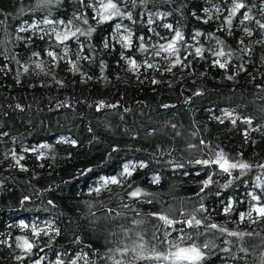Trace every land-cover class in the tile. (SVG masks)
<instances>
[{"label": "trees", "instance_id": "obj_1", "mask_svg": "<svg viewBox=\"0 0 264 264\" xmlns=\"http://www.w3.org/2000/svg\"><path fill=\"white\" fill-rule=\"evenodd\" d=\"M247 2L253 21L241 25L238 15L229 29L224 18L230 0H135V5L120 0L121 9L131 11L133 20L114 18L102 24L92 19V8H85L80 0L59 4L53 0L48 6H39L38 0H0V264H33L40 257L44 258L41 264H55L57 256L64 264L77 256L82 257L77 264H115L116 260L160 264L137 259L140 249L131 250L133 242L138 243L137 233L144 236L149 250L152 243L160 251L166 248L153 240L154 226L160 224L149 215L153 212L179 221L191 215L207 217L205 223L230 231L258 233L239 241L219 232L205 233L203 226L186 229L198 244L212 238L218 248L230 249L218 252L211 264H264V222L239 220L240 212L255 203L247 193L264 195V168L259 167L264 164V30L255 23L264 22L260 12L264 4ZM80 14L88 18L87 25L75 19ZM208 15L212 19L203 23ZM45 17L72 20L73 30L92 27L95 31L60 44L52 29L63 32L65 26L45 25ZM149 19L154 23L148 24ZM25 22L39 23V28L18 32V27L27 26ZM117 23L121 31L127 28L133 33L131 49L125 50L117 42L119 37L113 36ZM164 24L178 27L185 37L176 54L183 63L175 67L176 56L155 55L158 45L174 35ZM245 27L251 36L245 34ZM196 31L202 35L193 40ZM140 36L145 39L140 41ZM105 38L108 48L103 47ZM141 43L146 52L138 50ZM196 47L204 49L203 57L195 54ZM221 48L232 53L220 58L228 61L223 69L213 63L217 57L212 55ZM244 49L251 51L245 54ZM48 51L62 59L53 61ZM122 52L137 61L138 72L129 70ZM69 61L79 70L73 71ZM145 61L155 67L146 68ZM100 102L106 106L97 110ZM225 111L241 119L233 125L224 118ZM244 117L251 118L252 124L244 123ZM73 140L75 144L65 142ZM221 150L231 161L251 167L243 175L239 169L232 170L229 176L217 165L195 164L214 159ZM21 156L26 171L16 164ZM140 162L146 167H137L131 177L121 178V184L109 185L99 196L89 194L101 177L118 176L124 164ZM156 176L159 183L152 182ZM210 176L212 183L201 192L202 182ZM137 187L148 195L131 199L128 193ZM229 200L233 209L225 215ZM201 204L203 212L198 211ZM135 220L144 223L137 225ZM21 222L28 227H21ZM34 227L44 231L35 236ZM166 230L172 237L182 235L163 226L156 235L163 238ZM197 232L204 235L196 236ZM19 238L33 243L31 254L16 246ZM118 247L129 248L127 255L116 253Z\"/></svg>", "mask_w": 264, "mask_h": 264}, {"label": "snow or ice", "instance_id": "obj_2", "mask_svg": "<svg viewBox=\"0 0 264 264\" xmlns=\"http://www.w3.org/2000/svg\"><path fill=\"white\" fill-rule=\"evenodd\" d=\"M57 4L60 3V0H55ZM133 5H135V0H132ZM141 2H144V0H141ZM80 3L84 5L85 8H92L94 15L92 16V19L95 20L98 24L106 23L109 21H112L114 18H127L128 20H133V15L131 11H123L120 7V0H92L91 3H88L87 0H80ZM39 6H48L53 4V0H38ZM231 7L227 8V16L224 19V24L228 26L229 29L233 27V20L238 18L239 16H242V19L239 20V23L241 25H245L247 22L253 21V16L250 15L251 9L248 6L247 0H230ZM261 4H264V0H261ZM252 7H259L256 4H253ZM205 14L209 13V9L205 8L203 9ZM217 12H220L221 9L217 8ZM260 12L262 15H264V7H260ZM158 15V14H157ZM75 19L81 20L82 14L76 15ZM196 19L201 20L202 18L200 16H196ZM212 19L211 15H208L207 19H203V23H208L209 20ZM83 24L87 25L89 23V20L87 17H83L82 19ZM27 26H20L17 28L18 32H27L30 29H38L39 23H31L27 24ZM42 23L45 25H64L66 30L63 32L57 31L56 28L52 29V32L55 34V39L58 43L64 44L66 41H68L70 38L77 37V35H87L91 36V34L95 31L94 28L89 27L86 31L82 30L80 27H76L75 30L72 29V20H68L65 22L64 20H52L47 17H45L42 20ZM154 23L153 20L149 19L148 24ZM255 23L257 24L258 28L261 30H264V22H261L260 20H256ZM165 28L169 29L170 31L174 32V35L168 40L166 44H159L158 48L155 52L156 56H159L162 52L167 53L169 56H176V54L179 52L178 45L181 44V42L184 41L185 37L183 32L178 28L174 27L172 24H164ZM121 28L122 25L120 23L115 24V27L113 29V36H118L119 39L117 42L121 44V46L125 49H131L133 47V33L128 30L127 28L123 29L124 34H121ZM43 31V29H41ZM149 31H153L151 28ZM244 32L246 35L251 36L252 31L245 27ZM202 33L200 31H196L192 37L193 40L200 37ZM44 37L41 36L40 39H43ZM18 39H23V37H18ZM29 39H31L29 37ZM145 39L144 36H140L139 40L143 41ZM221 42L217 40V44H220ZM241 44H243V40L240 41ZM103 47L108 48L109 47V40L105 38L103 41ZM139 51L146 52L148 49L145 47L143 43L139 45ZM245 54L250 53L251 49H244ZM204 49L201 47L195 48V54L197 56L203 57ZM65 53L67 54V49L65 50ZM33 56H39L38 52H33ZM47 55L53 59V61L59 59H62V57H58L56 53L53 51H48ZM212 55L217 57L213 61V63L220 68H226L228 61L227 60H221L220 58H223L225 56H231V52H225L222 48L217 51H213ZM121 58L126 60L129 70L133 72H138L140 65L137 63V61L132 58L125 56L124 53H121ZM84 59H88V57H84ZM69 63L72 65L73 71H78L79 69L76 66V63L74 61H69ZM183 61L179 58V56H176V59L172 63V67H175L177 65L182 64ZM144 66L146 68H154L155 65L152 63H149L148 61L144 62ZM24 72H28L29 69L26 66H22ZM37 68H41V64H36ZM101 67L103 68V63L101 64ZM242 67V66H241ZM2 70V69H0ZM168 71H171V68L168 69ZM91 79V77H89ZM228 79H232V76H229ZM57 83H62L61 81H57ZM152 83H157V81L153 80ZM199 95V93H197ZM106 105L103 102H100V104L97 105V110H100L101 108L105 107ZM108 107H115V105H107ZM17 108H20L21 106L19 104L16 105ZM164 107H168V105H165ZM224 118L231 119V123L233 125L236 124L238 119H241L240 117H234L233 112L225 111L224 112ZM216 119L219 120L220 123H224V119H221L219 117H216ZM243 122L246 124L251 125L252 119L248 117L242 118ZM175 127V125H173ZM245 137H247L248 133L245 131ZM70 142L72 144H75L76 142L73 141H65ZM201 144H204V141H200ZM41 147H48V145H41ZM194 147V145L189 144V148ZM32 151H36V149H32ZM13 156L15 157V153H13ZM24 157L21 156L18 159H16V164L20 165V160H22ZM195 164L197 165H204V166H210V165H217L221 172L227 173L229 176L232 175V170L239 169L241 171V175L244 174V170H247L251 167L246 162L243 161H231L228 156L221 150L218 151L215 154V158L211 160H196ZM22 170H25L22 165H20ZM137 167L143 168L146 167V164L144 162H140L139 165L134 163H126L123 165L122 171L119 173L118 176H111L106 178H101V182L98 183L95 187L89 188V194L92 193L97 194L98 196L106 189H108L109 185H115V184H121L123 177H131L133 175V172L136 170ZM178 167H183V165H178ZM259 167L264 168V164L259 165ZM88 171H91L89 169ZM83 174V173H82ZM153 183H159V177L156 176L153 178ZM203 186L201 188V192L204 191V188L208 187L210 183H212L211 176L204 180ZM230 183V182H229ZM129 187L131 185L129 184ZM227 187V185H225ZM256 187H259V185H256ZM142 195H148V193L143 192L139 187L135 188L131 192L128 193V196L131 199L138 200ZM248 196L251 197V200L255 203L250 204L249 209L246 212H240L239 214V220L241 222L244 221H250L251 223L258 224L264 222V195L262 194H254L252 192L247 193ZM29 197H24V200H28ZM23 202V201H22ZM151 202V201H149ZM51 204L52 201H49ZM123 207L127 208L128 205L125 204ZM233 209L232 201L229 200L227 205L224 207L223 212L225 215L229 214ZM198 211L203 212L205 211L203 204H201ZM253 214H255V218H253ZM117 215H122L121 213H117ZM139 215V213H137ZM150 216L154 217L157 221L160 222V224L155 225V231L153 232V240L159 241L160 245H166V248L163 251L158 250L157 244L152 243L151 248L149 250L148 248V242L144 240V236L140 233H137V240L133 243L135 244V247L131 249L132 251H136V248L140 249V255L137 256V259H146V260H154L157 262H160V264H211V258L218 255V252H224L229 253L230 249L225 248H218L215 239H206L205 242L201 245L196 242L195 239H193V234L186 231V229L189 228H196L199 229L201 226L205 228V233L212 232L213 236H215V232H219L221 236H228V237H234L239 241H243L245 236L251 237L254 234L259 235L258 233H254L252 231L244 232V231H230L225 227L220 226L217 223H205V221L208 219L207 217H204L203 219H198L195 215H191L189 218H186L183 221L175 220L174 218H170L169 215L164 213H150ZM184 213H181V216H183ZM134 224H142L144 223L143 220H135L133 221ZM182 224L183 227L175 228V225ZM161 226H163L164 229H171L173 231H178L182 233L178 238L172 237L171 231H164L163 238L156 235L157 232L160 231ZM21 227H28V225L21 222ZM33 235L39 236L41 232H43V229H36L33 228ZM127 231L125 230V234H127ZM44 234H47L46 232ZM57 235H59V231L57 230ZM204 235V233H196V236ZM169 237H172V239H169ZM21 239V242L18 243L16 246L18 248H21L25 253H32L33 250V243H31L27 239L19 238ZM77 242H79V237H76ZM224 243H229V241L225 240ZM241 251H246L245 248H241ZM42 251V250H41ZM111 251V250H110ZM129 251V248L123 247V248H116L115 252L118 253L121 256L127 255ZM146 251H150V254L144 255L143 253ZM82 257L77 256L75 259L71 260V264H77V261L80 260ZM16 259L20 260L23 259V257H16ZM43 257H40L39 259L35 260L34 264H41V261L43 260ZM55 264H64V261L60 259L59 256H57V259L55 261ZM87 264V261H86ZM115 264H121L120 260H116Z\"/></svg>", "mask_w": 264, "mask_h": 264}, {"label": "rangeland", "instance_id": "obj_3", "mask_svg": "<svg viewBox=\"0 0 264 264\" xmlns=\"http://www.w3.org/2000/svg\"><path fill=\"white\" fill-rule=\"evenodd\" d=\"M121 34H124L123 31H121ZM111 177V176H110ZM101 178H106V177H101ZM101 178L97 181V183H100L101 182ZM34 264V263H33Z\"/></svg>", "mask_w": 264, "mask_h": 264}, {"label": "bare ground", "instance_id": "obj_4", "mask_svg": "<svg viewBox=\"0 0 264 264\" xmlns=\"http://www.w3.org/2000/svg\"><path fill=\"white\" fill-rule=\"evenodd\" d=\"M53 12V11H52ZM225 19V18H224ZM80 36V35H79ZM121 47V46H120ZM188 50V49H187ZM56 63V62H55Z\"/></svg>", "mask_w": 264, "mask_h": 264}]
</instances>
